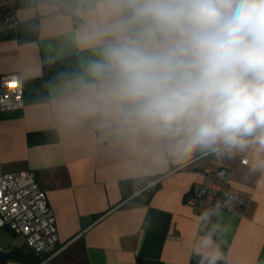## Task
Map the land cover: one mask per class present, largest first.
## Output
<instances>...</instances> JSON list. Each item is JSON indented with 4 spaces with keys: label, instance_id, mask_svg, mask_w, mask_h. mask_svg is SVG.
Instances as JSON below:
<instances>
[{
    "label": "crops",
    "instance_id": "0c3cea01",
    "mask_svg": "<svg viewBox=\"0 0 264 264\" xmlns=\"http://www.w3.org/2000/svg\"><path fill=\"white\" fill-rule=\"evenodd\" d=\"M78 1L22 5L0 33V75L19 73L24 98L0 111V165L33 170L46 192L59 241L44 264H264V146L248 137L182 155L98 95L104 81L88 65L105 40L95 34L122 11L119 0ZM205 165L231 169V190L249 199L242 215L201 217L186 202ZM150 176L159 178L151 192L133 196ZM14 248L28 250L0 227V264H33L2 256Z\"/></svg>",
    "mask_w": 264,
    "mask_h": 264
},
{
    "label": "clouds",
    "instance_id": "9594fccd",
    "mask_svg": "<svg viewBox=\"0 0 264 264\" xmlns=\"http://www.w3.org/2000/svg\"><path fill=\"white\" fill-rule=\"evenodd\" d=\"M88 71L98 95L182 155L264 146V0H119Z\"/></svg>",
    "mask_w": 264,
    "mask_h": 264
},
{
    "label": "built area",
    "instance_id": "2783aa9c",
    "mask_svg": "<svg viewBox=\"0 0 264 264\" xmlns=\"http://www.w3.org/2000/svg\"><path fill=\"white\" fill-rule=\"evenodd\" d=\"M39 0H0V33L17 24L18 10L22 5H36ZM95 0H79L82 9ZM23 85L19 73L0 75V111L23 106ZM239 162L246 164V157ZM179 165L177 168H181ZM203 180L186 194V202L199 208L200 216H213L221 209L234 215H242L249 199L230 188L232 171L227 167L200 169ZM158 177L141 183L133 196L151 191ZM0 227H6L20 236L25 245L39 258L38 264L51 260L57 250L58 234L53 212L45 190L39 185L33 170L4 171L0 165ZM45 253H48L45 255Z\"/></svg>",
    "mask_w": 264,
    "mask_h": 264
},
{
    "label": "trees",
    "instance_id": "16d2710c",
    "mask_svg": "<svg viewBox=\"0 0 264 264\" xmlns=\"http://www.w3.org/2000/svg\"><path fill=\"white\" fill-rule=\"evenodd\" d=\"M155 178L154 176L146 177L147 180ZM145 179V180H146ZM151 191H147V193H150ZM27 247V246H26ZM27 252H24L22 249L14 248L11 249L10 251H7L6 253H3L2 256L4 257H15V258H20V257H32L34 259L33 264H38L40 261V258L31 250L27 247Z\"/></svg>",
    "mask_w": 264,
    "mask_h": 264
}]
</instances>
